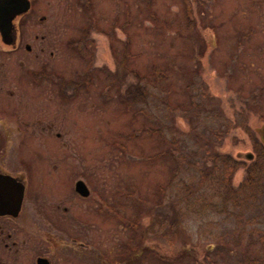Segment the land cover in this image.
Wrapping results in <instances>:
<instances>
[{"label":"rangeland","instance_id":"1","mask_svg":"<svg viewBox=\"0 0 264 264\" xmlns=\"http://www.w3.org/2000/svg\"><path fill=\"white\" fill-rule=\"evenodd\" d=\"M90 1L34 0L29 20L42 15L49 29L28 26L25 38L49 30L53 55L0 45V69L39 81L27 83L28 112L61 130L41 141L54 139L58 164L89 189L69 201L92 246L136 241L139 264H261L264 189L228 218L188 216L179 189L214 166L211 154L247 165L242 155L262 143L264 0Z\"/></svg>","mask_w":264,"mask_h":264},{"label":"flooded vegetation","instance_id":"2","mask_svg":"<svg viewBox=\"0 0 264 264\" xmlns=\"http://www.w3.org/2000/svg\"><path fill=\"white\" fill-rule=\"evenodd\" d=\"M28 1V11L12 21L13 36L5 39L0 33L1 52L33 53L37 57L48 51L52 56L49 30L25 38L28 26L38 29L46 21L42 15L29 20L35 3ZM8 72L0 69V264H139L141 253L136 241L92 246L87 220L83 215L75 216L69 201L88 199L89 195L82 197L74 190L76 181L82 180L75 179L71 166L58 164L60 146L54 139L46 144L41 141L44 136L58 140L61 130L52 128V121L44 123L40 108L28 112L27 83L39 81L19 83L9 79ZM72 84L69 82L68 88H74ZM259 145L264 150V135ZM44 181L49 187L52 184V190L46 187L47 192L40 191ZM18 186H22L21 193ZM98 212L106 216L103 208Z\"/></svg>","mask_w":264,"mask_h":264},{"label":"trees","instance_id":"3","mask_svg":"<svg viewBox=\"0 0 264 264\" xmlns=\"http://www.w3.org/2000/svg\"><path fill=\"white\" fill-rule=\"evenodd\" d=\"M136 88L137 97L147 102L146 97L150 93L145 90L144 86ZM128 95L132 96L133 92ZM129 96L127 99L130 98ZM256 148L254 160L247 165L240 164L224 154H211L209 160L215 163L214 166L208 172L200 171L195 181L182 183L180 186L179 191L184 201L181 208L185 210L184 212L188 216H202L212 212L228 218L232 215L236 216V213L241 214L245 209L248 210L254 206L256 197L264 189V150L259 146ZM242 165H244L242 177L237 186L233 187L232 174L237 167ZM242 229H235L237 236H240ZM262 247L264 250V241ZM261 264H264V256Z\"/></svg>","mask_w":264,"mask_h":264},{"label":"water","instance_id":"4","mask_svg":"<svg viewBox=\"0 0 264 264\" xmlns=\"http://www.w3.org/2000/svg\"><path fill=\"white\" fill-rule=\"evenodd\" d=\"M29 9L28 0H0V33L5 39H10L13 36L12 21L21 14H24ZM246 161H252L254 155L252 153H245L242 155ZM12 185L14 182L11 181ZM74 190L82 197L89 195V190L82 181H76ZM18 192H22V186H18Z\"/></svg>","mask_w":264,"mask_h":264}]
</instances>
